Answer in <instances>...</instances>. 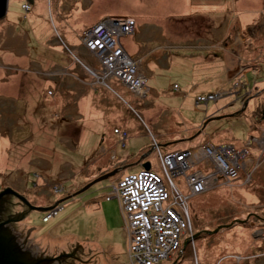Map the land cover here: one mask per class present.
Segmentation results:
<instances>
[{
  "label": "rangeland",
  "instance_id": "1",
  "mask_svg": "<svg viewBox=\"0 0 264 264\" xmlns=\"http://www.w3.org/2000/svg\"><path fill=\"white\" fill-rule=\"evenodd\" d=\"M21 1L8 0V11L0 19V27L8 20L17 25L18 31L22 29L31 36L34 26L29 24L33 20L22 17L20 7L28 10L22 7L25 2L20 4ZM53 1L37 0L39 10L46 11L45 2L54 6ZM82 1V21L86 23L83 32L104 24L108 18L105 24L113 26L119 19L126 21L120 25L121 37H116V43L130 61L134 60L135 74L131 76L136 83L127 84L114 72L106 71L100 58L97 64L91 63L90 78L83 70V75L81 70L79 74L72 72V75L75 73L73 80L70 79L73 84L65 81L62 85L66 88L54 76L53 60H41L40 64L46 66L48 59L52 62L45 67L49 71L45 72V78L30 69L32 64L29 63L34 59L33 43L28 41L27 44L24 35L16 36L22 47L27 44V48H22L26 55L19 65L5 64L8 67L1 68L0 79L28 73L18 79V87L9 88V80L0 85L6 88H0L3 116L0 117V190L11 187L31 205L46 207L97 176L117 170L46 210L26 207L20 211V205L25 204L13 195L4 196L10 201L11 210L15 208L9 216L16 220L9 218L7 224L12 223L6 224L10 233L13 236L20 233V239L26 241L34 255L59 256L62 264H70L68 262L77 257L80 260L71 264H144L130 250L131 232L117 188L120 178L143 169L145 162L149 163L148 169L164 175L162 158L169 153H179L195 145L194 150L201 153L203 144H229L232 155L227 156L240 167L236 177L218 173L224 177L214 182L207 173L211 172L208 160L204 161L206 169L201 163L190 162L185 171L179 172L181 174L170 179L164 177L167 183L174 181L173 184L179 186L177 192L186 197L189 195L187 174L206 173L209 185L206 191L187 197L192 227L182 237L192 239L182 242V250L149 264H264V117L256 121L250 111L252 106L248 105L252 99L264 104V0H226L230 4L225 0H195L199 1L196 8H190V0L183 6H180L183 0H90L87 6L88 0ZM201 3L208 5L203 11H200ZM52 10L54 8L50 12ZM200 14L213 19L210 36L213 41L202 40L208 25L204 19H198ZM243 17L252 20L241 28L236 22ZM75 26L78 28L77 23ZM51 27L55 42L64 48L55 52L54 59L62 64L71 60L76 68H82L80 60L83 58L72 46L77 43L69 42L62 33L68 28L66 20L57 19ZM135 28L139 30L137 42L131 35ZM13 29L8 26L4 31L7 33L5 46L8 41L16 40L8 38V34L15 36ZM126 34L127 38L123 36ZM139 43L145 44L146 49ZM125 46L138 49L137 57L129 54ZM209 47L211 50L206 53L205 48ZM7 54L0 49V65L6 63L2 60ZM185 57L197 58L196 65H190L195 66L196 71L185 67L190 61ZM171 59L179 60L183 71L190 69L196 77L174 69L175 73H166L163 69L169 66ZM151 60L156 64L149 63ZM155 66L164 72L154 73ZM31 67L37 69L35 65ZM206 67L215 68L217 73H208ZM24 79L29 81L24 82ZM46 79H55V83ZM207 80L211 83L207 93L198 92L206 90L203 84ZM147 85L156 90L157 96L150 94ZM64 91L68 98L62 97ZM5 93L14 100L17 93L19 101L14 103L12 99L3 98ZM209 93L214 94L213 99L206 97ZM69 94L74 102L78 97L77 100L81 99L79 111L76 102L69 113L65 105L53 104L70 101ZM201 96L206 98L205 103L199 101ZM22 101L26 102L23 107ZM168 108L172 111H166ZM77 112L82 114L81 119ZM43 114L47 115L41 119ZM15 118L14 123L21 126L20 130L10 129ZM226 147L214 152L221 153ZM49 212L56 213L45 220ZM18 213L23 217L19 219ZM143 254L146 257V250Z\"/></svg>",
  "mask_w": 264,
  "mask_h": 264
},
{
  "label": "built area",
  "instance_id": "2",
  "mask_svg": "<svg viewBox=\"0 0 264 264\" xmlns=\"http://www.w3.org/2000/svg\"><path fill=\"white\" fill-rule=\"evenodd\" d=\"M22 7L25 10H29L30 4L25 2L22 4ZM108 20L105 19V23ZM117 21L118 24L116 26L119 27L126 23V21L120 19ZM105 23H99L97 26L95 25L92 29H89L99 33L100 40L95 38L92 41V38H89L86 42L91 47L94 46L99 49L98 53L101 63L106 65L111 73L114 72L117 76L124 75L123 78L125 80L133 82L134 80L131 78V75L125 76L122 70H129L131 74H135L134 60L130 61L128 59L129 56L125 55L121 47L117 45L116 37L118 33L114 30L115 26ZM120 31H122L121 28ZM135 83L133 82V84ZM48 92L50 93L51 91L49 90ZM206 97L213 99L214 94L209 93ZM199 99L200 102L202 100L204 103L206 102L204 100L206 98L203 96L199 97ZM195 102L197 103V100ZM225 145L227 147L221 153L219 151L214 152L215 149H223ZM201 147L199 148L202 149V154L199 153V150L194 149L167 154L162 158L164 175L159 174L158 171L153 169H140L125 174L118 181L119 198L122 201L124 209L127 211H124L127 221H130V223L127 222V226L131 232L130 240H132L130 250L133 256L141 259L138 261L149 264L152 261L166 258L171 253H176L180 249V245L185 237H182V235L190 229L187 204L189 196L187 198L185 195H180L177 192L179 186L174 185L172 181L167 183V181H164V177L170 179L173 175L181 174L179 172L185 171L190 162L195 163L196 157L207 158L211 167L209 175L211 178L212 176H217L218 173H223L225 176H237L240 167L238 163L233 164L232 159H229L227 156V154L232 155V148L229 144H224V146L203 144ZM212 153L214 156H212ZM189 154L193 155V157L190 161H187L185 158ZM209 176L206 173L199 172L187 174L186 182L188 189H191L193 192H204L209 185V183L207 184ZM165 183L169 186H166ZM51 212L47 213L48 215L44 217L45 220L56 213ZM144 245L147 247L143 248ZM144 250L147 253L146 257L143 254ZM130 258L133 260L132 257Z\"/></svg>",
  "mask_w": 264,
  "mask_h": 264
},
{
  "label": "crops",
  "instance_id": "3",
  "mask_svg": "<svg viewBox=\"0 0 264 264\" xmlns=\"http://www.w3.org/2000/svg\"><path fill=\"white\" fill-rule=\"evenodd\" d=\"M51 1H53V0H51ZM64 1L65 0H54L53 2H54V6H50L49 5V3L48 2H45V5H46V11H43V10H39V6H38V3H37V0H31V2H29V1H27V0H22L21 1V3L20 4H22L23 2H28L29 4H30V9L28 10V11H24V10H22V8L20 7V10H21V13H22V17L23 18H28L29 20H33V21H31V23L32 24H29V25H33L34 26V30H33V34L31 35V36H29L28 34H27V32L26 31H22V29L21 30H17V25H15L14 23H11L10 21H8V20H6L5 22H3L2 23V25H1V27H0V49L1 50H3V51H5V53H8L7 55V57H5L4 56V59L2 60V63L3 62H6V63H3L4 65H0V71H3L1 68H7L8 66H6L5 64H7V65H14V64H20L21 62H22V59L25 57V55H26V51H25V49H22L23 47H25V48H27L26 46H27V44H28V41H30V43H33V45H31L32 46V48L34 49V52H33V56H34V59H33V61L32 62H30L29 63V65H35L36 66V68L37 69H33L31 66H29L30 67V69L32 70V71H36L37 72V75L38 76H46V74H45V72H49L46 68L48 67V66H50V63H52L50 60H53V63H52V67H54V76H56V79H60V82H61V85L62 84H64L65 83V81H67L68 83H69V85H72L73 84V82H71L70 81V79H72L73 80V78H71V77H75L74 76V74L72 75V72H76L77 74H79V71H80V74L81 75H83V72H82V68H76V64H75V62H71V60L67 63V64H65L64 62H63V64H62V62H60V61H56L55 59H54V55H56L55 54V52H60V51H58V50H60V48H59V46L57 45L58 44V42L56 43L55 42V38H53V35H52V32H51V29H52V25H55V23L57 22V19H63V20H66V25L68 26V28L66 29V30H63L64 32H62L63 34H64V36H65V38H67V40H69V42H71V43H77V32L81 29V28H83L85 25H86V23H85V21H82V11H83V9H81L82 8V6H80V0H68L67 2H65L64 3ZM82 1V0H81ZM87 1V0H86ZM89 1L90 0H88V2H86V5L85 6H87L88 5V3H89ZM82 2H84V1H82ZM82 2H81V4H82ZM185 2H186V0H183V2H181L180 3V6H183L184 4H185ZM190 2H192L191 0H190ZM194 2H196L197 4L199 3V1L197 2V1H195L194 0ZM42 3V2H41ZM225 3H227V4H230V2L229 1H226L225 0ZM201 6H202V9L200 10V11H203L204 9H206L207 7H208V5H205V4H203V3H201ZM54 8V10H52L51 12H50V10L51 9H53ZM196 8V7H195ZM247 8V7H246ZM34 10V11H33ZM8 11V10H7ZM36 12H40L41 13V15H38ZM199 14V13H198ZM249 15V14H248ZM52 17V18H51ZM4 18V17H3ZM2 18V19H3ZM209 18V19H208ZM75 19H78V21H80V22H75L74 20ZM198 19L199 20H202V19H204V21H206V24L208 25V30L207 31H205L206 33V37L205 38H202V40H204V39H206L208 42L210 41V40H212L213 41V37L212 38H210V36H212V32H211V28H212V30H213V27H211L213 24H212V17L210 18V17H208L207 15H199V17H198ZM233 20V19H232ZM252 19L250 18V17H247V18H245V17H243L242 18V20L240 19V21L239 22H236L237 23V25H238V27L240 26L241 28L245 25V23L247 22L248 23V21L250 22ZM75 23H77V24H79L78 25V28H76V26H75ZM61 24V27H62V23H60ZM69 24H70V28H69ZM8 26L9 27H14V29H13V31H14V33H15V36L14 35H10V34H8V38L10 39V40H12V39H14V38H16V40H14V41H8V45L7 46H5L6 44V38H5V34H7V33H5L4 31H6L7 30V28H8ZM209 29H210V32H209ZM194 30V29H193ZM222 31V30H221ZM197 32V31H196ZM209 32V33H208ZM10 33V32H9ZM17 34V35H16ZM196 34V33H195ZM224 34H227V32H224ZM21 35H24V38H26L27 39V44L26 45H24L23 47H22V45L23 44H21L20 43V40H18L19 39V37H16V36H21ZM131 35H133V39L137 42V40H138V35H139V32L136 30V32H133ZM208 36V37H207ZM214 36V35H213ZM202 37V36H201ZM227 38H230V36H226ZM127 38V37H126ZM199 39H200V37H199ZM139 40H141V39H139ZM146 41H143L142 43H145ZM139 45H140V47L141 48H143L144 50L146 49V45L145 44H141V43H139ZM142 45V46H141ZM75 46V45H74ZM42 49V50H45V52H42V50L40 51V52H38L37 50L38 49ZM83 48V47H82ZM76 48V46H75V49H77L78 51H79V53L81 54V57L83 58V59H85L86 57H88V54H87V52H86V50L83 48ZM125 48H126V46H125ZM37 49V50H36ZM207 49H209V50H207ZM221 48H219V50H220ZM22 50H23V52H22ZM126 50L129 52V54H131V55H133V57L134 58H136L137 57V55H138V49L135 51V49H134V47H131V46H128L127 48H126ZM152 50V49H151ZM151 50H149L148 52H150ZM200 50V49H199ZM205 50H206V53L207 52H209L210 50H211V47H209V48H205ZM49 51V52H48ZM44 53H46V54H49V55H42V54H44ZM57 56V55H56ZM46 58H49L48 59V61H49V64L46 66V64L45 65H42V64H40L41 63V60L43 61V60H45ZM6 60V61H5ZM150 62H153V63H155V61L154 60H151V61H149V63ZM42 66L41 68H40V65ZM156 64V63H155ZM39 65V66H38ZM46 67V68H45ZM199 67H201V65L199 66ZM11 68V67H10ZM156 70H155V69ZM153 68V71H154V73H161V72H166V73H168L169 72V70H167L168 69V66H166L163 70H160V71H158V67H154ZM183 68V67H182ZM202 68H204V67H202ZM206 68H209V67H206ZM12 69V68H11ZM158 71V72H157ZM56 72V73H55ZM148 72H149V70H148ZM170 72H172V73H174L173 71H170ZM25 74L26 73H28L27 71H25L24 72ZM151 73V72H150ZM25 74H20V75H18V73H15V76L12 78V79H10L11 78V76H8L7 78H6V80H3L4 78H5V76H3L1 79H0V85H2V84H5V83H8V81L7 80H9V82H10V84H11V86H9V88H11V89H13L15 86L16 87H18L19 86V82L20 81H18V79H20V78H22ZM45 76H44V78H45ZM54 78V77H53ZM64 78V79H63ZM63 79V80H62ZM194 80V79H193ZM24 82H28L29 80L28 79H24L23 80ZM46 81H55V79L53 80H47L46 79ZM84 81V80H83ZM194 82H195V80H194ZM55 83V82H54ZM85 83V82H84ZM152 84H156V83H154V82H151ZM87 84V83H86ZM180 84V83H179ZM198 85V84H197ZM62 86H64V85H62ZM148 86V85H147ZM58 87H59V85H58ZM64 87H66V88H68L67 86H64ZM64 87H62V89H64ZM149 87V89H150V94H151V92H152V96H157V94H156V90L154 89V88H151L150 86H148ZM0 88H4V89H6L5 87H0ZM179 89V88H178ZM65 90V89H64ZM207 90H208V88H206V90L205 91H198V92H206L207 93ZM154 91V92H153ZM208 92H211V91H208ZM154 93H155V95H154ZM5 94H7V95H5L3 98H8V99H12V98H10V97H8V93H5ZM15 95H14V98L17 100V102L19 101V96L17 95V93H14ZM64 95L62 96V97H64V98H68V95H66L65 93H63ZM79 98V97H78ZM77 98V99H78ZM76 99V110H78L79 111V109H78V102H79V100L81 101V99H79V100H77ZM1 100V99H0ZM13 101H14V103L16 102V100H14V99H12ZM47 100V99H46ZM60 100V99H59ZM253 100V99H252ZM65 102V103H64ZM75 102L74 101H61V102H59L58 101V103L57 102H54L53 104H60V105H65V107L68 109V113L70 112L69 110H73L74 108H72L71 106H74V104H75ZM26 102L25 101H22V107H23V105L25 104ZM64 103V104H63ZM49 103H47V104H45L44 103V105L46 106V105H48ZM251 104V106H253V101L251 102V101H249L248 102V105H250ZM59 105V106H60ZM152 105L153 104H151V107H152ZM154 106V105H153ZM53 108V107H52ZM72 108V109H71ZM169 108H171V107H169ZM15 110V109H14ZM15 112V114L17 115V117L20 119V116H19V114H17L16 113V111H14ZM178 112V111H177ZM205 112V111H204ZM64 113V112H63ZM3 114V113H2ZM180 113L178 112V115H179ZM4 116H5V113H4ZM77 116H79L78 117V119H81V117H82V114L80 113V115H79V113L77 112ZM180 116V115H179ZM0 117H3L1 114H0ZM16 117V118H17ZM5 118L9 121V119H8V117L7 116H5ZM16 118L14 119V121H13V123H11L10 124V129H14V130H20L21 129V126H19V125H17V124H15L14 122L16 121ZM60 118V117H59ZM41 119H43V116H41ZM9 123V122H8ZM2 134H5L4 132H1ZM195 144H197V143H195ZM199 144V143H198ZM197 144V145H198ZM196 146V145H195ZM194 146V147H195ZM2 147V146H1Z\"/></svg>",
  "mask_w": 264,
  "mask_h": 264
},
{
  "label": "water",
  "instance_id": "4",
  "mask_svg": "<svg viewBox=\"0 0 264 264\" xmlns=\"http://www.w3.org/2000/svg\"><path fill=\"white\" fill-rule=\"evenodd\" d=\"M27 1L31 2V0H27ZM6 10H7V0H0V19L5 16ZM142 166L144 168H149V163L145 162L142 164ZM116 170L117 169L115 168L109 172H106L104 174L97 176L96 178H94L93 180L84 184L81 188H79L78 190H76L75 192H73L72 194H70L66 197L74 196V195L84 191L93 183L100 181L102 179H105V178L109 177L110 175L114 174L116 172ZM10 195L17 197L23 204L26 205L27 209L31 208V209H38V210L49 209V208L53 207L54 205H56L58 202L62 201L64 198H66V197H63L61 199H58L52 205H49L46 207H40V206L31 205L23 195L19 194L18 192H16L11 187H5V188L0 190V198L3 196L9 197ZM12 215H14V214H12ZM16 215L18 216L19 219L22 218L19 213ZM9 218H10V221H11V219H12V221L16 220V218L14 219L13 217L12 218L9 217ZM8 221L9 220H7V222ZM12 237H13V235L10 233L8 227L5 224H0V264H62V261L60 260L59 256H55V257H50L47 255L45 257L36 256L33 254L31 249L28 247L25 249V251L29 255H31L30 258L27 257L28 254L17 255L18 250L20 249V245ZM15 251H17V252H15ZM21 251H24V250L21 249Z\"/></svg>",
  "mask_w": 264,
  "mask_h": 264
},
{
  "label": "bare ground",
  "instance_id": "5",
  "mask_svg": "<svg viewBox=\"0 0 264 264\" xmlns=\"http://www.w3.org/2000/svg\"><path fill=\"white\" fill-rule=\"evenodd\" d=\"M192 2H190L189 1V6H190V8H195V7H198L199 6V4H197L196 2H194L193 0H191ZM7 4H8V0H7ZM187 5H188V2H187ZM75 22H80V21H78V19H75L74 20ZM79 25V24H78ZM193 26V25H192ZM85 27V26H84ZM114 30L118 33V37H121V35L119 34V30H120V27L119 26H115L114 27ZM136 30L137 31H139L138 29H134V31L136 32ZM133 32H131V34H132ZM123 36H125V38H126V36H128V34H126V35H123ZM89 38H92V41H94V39L95 38H97V39H99L100 40V35H99V33H96V32H94V31H92V30H88V31H86V32H83V28H81L78 32H77V44H76V48L78 49V48H84L85 50H86V52H87V54H88V59H81L80 60V62H81V65H82V70L84 71V72H86V73H88L90 76H89V78L91 77V70H90V65H91V63H98V62H100V58H99V53H98V51H99V49L97 48V47H91V45H89V44H87V42H86V40L87 39H89ZM59 46V45H58ZM72 46H74V45H72ZM75 47V46H74ZM59 48H60V46H59ZM82 48V49H83ZM168 47L166 46L165 47V49H167ZM60 50L62 51V50H64V48L62 47V49L60 48ZM79 50V49H78ZM70 56L71 57H73V55H71L70 54ZM189 57V56H188ZM187 60H190V61H187L188 63H187V65L185 66V65H183V66H185V67H189L190 65H196L195 63V61H196V57H194V58H187V57H185ZM22 62H23V59H22ZM24 62H26V58L24 59ZM178 63H179V60H178V62L176 61L175 62V59L172 61V59L170 60V63H169V66H168V69L167 70H169V71H173V69H174V71H176V70H181L182 72H185L184 74H186L187 76H189V77H192V78H194V77H196V75L193 73V71L191 72L190 71V69L189 70H186L185 69V71H183V68H182V66L181 65H178ZM181 66V67H180ZM104 67H105V70L106 71H108L109 72V68L107 69V67H106V65H104ZM191 67V66H190ZM195 67V66H194ZM194 67H191V69L192 70H194V69H196V68H194ZM194 68V69H193ZM208 71H210V72H208V73H217V70H215V68H213L212 70H211V68H206ZM123 71V73L125 74V76H128V75H131V73L129 72V70H122ZM187 71L189 72V73H187ZM194 71H196V70H194ZM199 71V70H198ZM111 73V72H110ZM175 73V72H174ZM178 73V72H177ZM212 77H215L214 75H211ZM124 77V75L123 76H120V78H122V80H123V82H125V83H127V84H133L131 81H128V80H125V78H123ZM131 78H132V76H131ZM199 79L201 80V78L199 77ZM211 82H212V79L210 80ZM205 82V84H203V85H205V86H203L204 88H209V85L211 84H209V81L207 80V81H204ZM198 84H200V81L198 82ZM132 88H134V90L136 91V87L133 85L132 86ZM64 89H66V88H64ZM46 91H47V93L48 94H50L48 91V89H46ZM69 91H71V90H69ZM88 91H90V90H88ZM67 91H64V93H66ZM46 93V94H47ZM71 93V92H70ZM70 95V94H69ZM70 97H71V101H73L74 100V98L70 95ZM44 104V103H43ZM83 105V104H82ZM81 105V106H82ZM37 108H39V106H37ZM80 109H81V107H80ZM168 110H170L169 108L166 110V111H168ZM170 111H172V110H170ZM45 115H47V114H43V115H41V116H43V118H44V116ZM50 116V115H49ZM175 117H172V119H174ZM79 133H81V130L79 131ZM78 133V134H79ZM111 134V133H110ZM109 138V136L106 138V139H108ZM242 143V142H241ZM1 149H2V147H0V151H1ZM192 150L194 149V147H192L191 148ZM182 152V151H181ZM184 152V151H183ZM193 157V155H191V154H189V155H187L186 156V160L187 161H190V159ZM196 157V156H195ZM196 159L197 160H199V161H195V164H197V165H199L200 163H201V165H202V167L204 168L205 167V163H204V161L205 160H207V158H205V157H196ZM143 169H148V168H144L143 167ZM205 169H206V167H205ZM211 169V168H210ZM129 172V171H128ZM126 173V172H125ZM208 173V175H210V171L209 172H207ZM219 178H222V177H220L218 174H217V176H215V177H212V179L214 180V182H217L218 180H219ZM172 183H174V181H172ZM208 189V188H207ZM188 191H189V197H192V196H195V195H198V194H200V193H202V192H193V191H191V189H188ZM204 191H206V189L204 190ZM243 193H245V195L247 194L245 191L243 192ZM61 202V201H60ZM59 202V203H60ZM58 206V205H57ZM21 215V217H23V214H20ZM192 224V222H191V219H190V222H189V226L190 227H192L191 226V224ZM189 230H191V228L189 229ZM186 232V231H185ZM185 239H192V237L191 236H187ZM185 239H183V241H185ZM182 241V242H183ZM182 244V243H181ZM181 246V250H182V245H180ZM215 260H221V259H215Z\"/></svg>",
  "mask_w": 264,
  "mask_h": 264
},
{
  "label": "flooded vegetation",
  "instance_id": "6",
  "mask_svg": "<svg viewBox=\"0 0 264 264\" xmlns=\"http://www.w3.org/2000/svg\"><path fill=\"white\" fill-rule=\"evenodd\" d=\"M7 200V198L6 197H1L0 198V224H7V220L9 219V214H10V212H14L15 210V208L13 209V210H11V205L9 204V202L10 201H6ZM9 200V199H8ZM21 204V203H20ZM14 206V205H13ZM20 207H21V210L20 211H23V210H25L26 209V205H20ZM16 210H18V208L16 209ZM12 222H10V223H8L7 225H10ZM3 226V225H2ZM16 234H18V233H16ZM15 236V237H14ZM14 236L12 237V238H14V239H16V241L18 242V244L20 245V249L18 250V253H17V255H22V254H28L26 251H25V249L27 248V244H26V241H24V240H22V239H20V237H21V234L19 233L18 234V236H16L15 234H14ZM14 241V240H13ZM21 249H23L24 251H21ZM15 252H17V251H15ZM14 253V252H13ZM28 258H30L31 257V255H29L28 254V256H27ZM76 259H78V260H80V257H77V258H74V260L72 259L71 261H69L68 263H77V262H75L76 261Z\"/></svg>",
  "mask_w": 264,
  "mask_h": 264
},
{
  "label": "trees",
  "instance_id": "7",
  "mask_svg": "<svg viewBox=\"0 0 264 264\" xmlns=\"http://www.w3.org/2000/svg\"><path fill=\"white\" fill-rule=\"evenodd\" d=\"M263 91H264V88H262V95L264 94ZM245 97H248V96H243V98H245ZM258 97H260V94H259ZM252 101L254 102V104H253V106H252V108L250 110L251 114L254 113V118H255L256 121H258L259 119L262 120V118L264 117V104L263 103H259L258 104V103L255 102V100H252ZM240 114H243V112H240ZM256 114H257V117H256ZM50 120H52V119H50Z\"/></svg>",
  "mask_w": 264,
  "mask_h": 264
}]
</instances>
